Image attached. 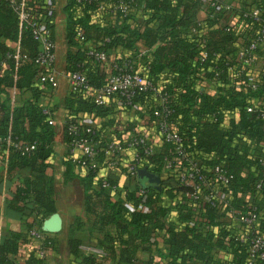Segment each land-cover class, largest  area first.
<instances>
[{
	"label": "trees",
	"instance_id": "1",
	"mask_svg": "<svg viewBox=\"0 0 264 264\" xmlns=\"http://www.w3.org/2000/svg\"><path fill=\"white\" fill-rule=\"evenodd\" d=\"M43 1L27 0V5L33 13L41 15L54 39L53 10L48 13V8L42 6ZM116 1L67 0L64 7L68 43L66 72L86 68L92 84L98 86L103 82L108 71L90 69L89 64L93 60L86 47L82 46L88 40L93 41L95 47L104 49L108 58L113 55L108 73L116 72L115 63L122 66L124 59H134L156 89L168 93L165 104L169 112L164 121L179 135L178 144L183 153L175 151L177 144L166 140L160 130L159 123L164 114L154 113L155 110L163 111V105L158 101L159 92L152 88L135 89L132 105L124 108L141 105V110L155 121L161 139L157 147L152 145L151 152L145 153L140 145L135 147V152L150 171L162 175L160 188L149 184L139 192L138 185L117 186L111 193L108 187L101 186V177L95 179V166H88L85 175H78L73 168L75 161L70 149L79 135L88 133L78 126L79 134H74L70 132L69 124L77 121L75 115L81 109L104 114L110 101L104 105L97 104L80 93L70 91L63 101L68 116L64 125L66 151L62 181L77 177L84 187L86 213L94 215V222L99 227L109 223L116 225L118 232L115 236L105 233L100 244H96L106 251L105 255L116 257L115 264H154L153 259L143 262L138 257L139 251L154 249L159 255L168 257L166 264H198L195 258L203 264H223L225 261L214 257L212 252L217 248L231 251L232 260L243 261L256 231L264 232V219L260 217L258 221L256 218L252 223H243L248 227V234L241 240L236 234H228L223 224L219 226L218 217L230 213L239 218L252 209L257 211L259 205L255 203V197L259 196L256 200L264 201V110L253 101L259 99L264 103V50L259 44L254 51L255 55L257 52L262 55V63L260 73L252 79H249V65H242L238 56L264 22V0H250L247 5L233 6L227 12L218 10L213 15L210 14L213 7L201 0H144L146 16L139 27L126 19L105 24L90 21L91 9L102 4L101 9L111 13L109 7ZM137 3L135 0L134 6ZM251 6L259 8L258 19L244 16L243 13ZM200 8L206 10V17L202 20L196 16ZM77 10L81 12L79 15ZM117 13L122 14L120 11ZM231 14L237 15L236 23H227ZM226 26L229 30L225 29ZM194 27L203 30L201 38L205 39L206 52L203 59L199 57L201 47L196 39L198 35L192 31ZM16 41L21 53L18 60L11 44ZM118 46L126 51L117 53L115 49ZM38 50L39 44L32 37L30 28L20 29L17 12L8 0H0V94L12 85L19 90L31 91V98L12 109L7 98L0 96V159H6V201L8 207L20 213L23 225L21 231L9 230L1 240L0 264L11 262L8 254H16L19 245L30 238V230L34 226L41 228L43 220L55 211L56 193L47 172L50 165L47 158L53 151L54 129L49 120L52 107L38 101L43 95L42 88L35 84L42 70L37 61ZM44 71L50 82V70L44 68ZM204 80L214 81L215 90L203 88L201 82ZM115 98L119 100L122 96ZM226 112H233L234 116L228 118L224 126L222 122ZM90 136L95 141L99 140L94 157L113 163L103 151L106 141L113 138H101L100 141L95 129ZM236 136L240 139L238 144L233 143ZM31 143L35 147L24 150ZM189 159L200 160L206 179H212L209 185L202 186V193L197 197L191 193L198 179L187 183L181 178ZM119 161L120 155L116 163ZM167 161L169 169L162 174ZM215 165H221L229 176L226 182L214 176ZM24 168L29 169L27 175L21 172ZM2 170L0 165V177ZM107 180L116 184L112 179ZM247 193L251 197L249 201L245 199ZM177 195L182 199L174 203L178 210L177 220H174L170 219L172 207L165 203V199L171 200ZM255 204L256 209L252 206ZM196 209L200 211L197 217ZM74 223L79 224V217ZM216 225L219 229L215 236L213 227ZM162 229L164 253L156 249V233ZM44 240L55 248L53 236ZM116 240L118 252L115 251ZM69 242L70 251L80 257L82 264H98L93 253L81 251L79 239L70 237ZM29 260L34 264L39 262L33 252Z\"/></svg>",
	"mask_w": 264,
	"mask_h": 264
},
{
	"label": "crops",
	"instance_id": "2",
	"mask_svg": "<svg viewBox=\"0 0 264 264\" xmlns=\"http://www.w3.org/2000/svg\"><path fill=\"white\" fill-rule=\"evenodd\" d=\"M52 10H53V20H54V42H55V60L52 64L53 77L56 81V85L53 86L51 82L47 79V74L44 71L45 67L38 73L36 77L35 84L42 88L43 95L39 98V102L47 106L52 107V117H53V129L54 137L52 140V153L47 158L50 165L47 168L48 175L51 177L52 186L54 192L56 193L55 199V211L60 220L59 227L55 231L47 232L52 235L55 239V248L49 251L48 261L50 264H82L80 262V257H76L70 251V237L77 238L81 241L80 249L83 252H87L85 246L87 245H99L100 241L103 239L105 233H110L116 235L118 229L115 224L109 223L102 227H99L94 222V215L92 213H86L85 210V193L84 187L79 182L78 178H73L67 182L62 181V176L64 172L63 158L66 151V145L64 140V125L65 120L68 116L67 109L65 108L63 101L64 97L70 93L69 79L67 77L65 65H66V52L68 48V43L66 39V25H67V12L64 9L67 0H51ZM227 2H232L235 7H240L247 5L250 0H225ZM145 1L138 0L136 6H134L127 15H122L119 13H109L99 7H95L89 11L90 21H94L100 24L105 23H116L121 22L123 19L129 21L133 26L139 27L142 23L143 17L146 16L145 11ZM80 10L76 11V14H80ZM198 19L202 20L206 17V10L200 8L196 12ZM140 17V20L138 19ZM237 15L231 14L227 17V23H236ZM14 47H20L19 42H11ZM95 44L93 41L88 40L82 46L85 48L87 45ZM260 49L264 50V41L260 44ZM115 51L117 53L125 52L126 49L118 46ZM111 56L101 62H90V69L94 70L96 68L104 69L109 72V64ZM262 55L258 52L255 55V59L251 65H249V72L251 75L258 76L261 70ZM106 73L108 75L109 73ZM202 87L206 90H215L216 83L214 81L204 80L201 82ZM255 88V84H252ZM1 98H7L10 107L22 103L25 99L31 98L30 90H19L15 85L8 86L0 94ZM255 105L258 108L264 110V103L259 99H253ZM109 109L105 111L104 114L98 115L93 110L81 109L78 110L75 117L77 120L90 124L97 131L98 138L102 139L110 138H121L125 139L134 133H141L146 136L152 145L157 147L161 143L160 134L156 129L155 121L150 120L148 115L143 112L141 105H133L127 109L121 107L118 103V99L112 97L108 103ZM233 112H226L225 118L222 125L227 124V119L233 117ZM243 137V136H242ZM240 139L236 136L233 143H239ZM96 147H99V140L96 141ZM135 148H125L121 151L120 161L118 163H107L105 160H100L96 157L94 160V166L96 167L95 179L107 178L112 179L116 182L118 188L123 187H134L138 185L140 187L153 184L156 188H160V181L162 175L156 174L147 168V165L141 164L138 169H145L153 175L159 177V182L150 181L149 177L144 173H137L135 175H128L125 168L126 163L132 159ZM0 165L2 166V176L0 177V242L7 234L9 230L21 231L23 228L20 213L7 206L6 201V159H0ZM74 171L78 175H85L86 168L74 164ZM169 167H163L162 174L168 170ZM22 174L27 175L29 169H22ZM95 187H99L94 183ZM111 193L113 189H108ZM250 195L245 194V199L250 200ZM255 197V203H257L259 208L257 209V221L262 217L264 219V201H258ZM181 195H177L171 200H166L165 203L169 204L172 208L170 210V219L177 220L178 210L175 208V202L181 200ZM257 201V202H256ZM256 209V204L252 205ZM199 210H195V217L198 216ZM53 213V212H52ZM51 213V214H52ZM50 214V215H51ZM49 215V216H50ZM48 216V217H49ZM79 217V224L76 225L75 219ZM220 221L219 226L223 224L228 230V234H236L239 239L243 240L248 234V227L245 226L241 220L230 213H223L218 217ZM192 222V221H191ZM190 222V223H191ZM182 225L181 223L178 224ZM219 226L213 227L215 229V236L218 232ZM264 229V228H263ZM163 229L157 230L156 240L157 248L162 253L165 252V245L163 243ZM229 235L226 236L228 238ZM38 245V240L33 236L27 241H24L19 245L18 252L16 254H8V257L12 259L11 262H4L3 264H34L29 260L30 254L33 252L34 248ZM119 243L115 241V251L118 252ZM33 250V251H32ZM214 257L219 258L223 261L232 258V252L226 248L213 249ZM98 264H115L116 257L110 255H95ZM138 257L142 259L143 262H147L149 259L155 261L154 264H166L168 257L164 255H159L156 250L146 251L141 250L138 252ZM195 258V257H194ZM198 264H203L195 258Z\"/></svg>",
	"mask_w": 264,
	"mask_h": 264
},
{
	"label": "built area",
	"instance_id": "3",
	"mask_svg": "<svg viewBox=\"0 0 264 264\" xmlns=\"http://www.w3.org/2000/svg\"><path fill=\"white\" fill-rule=\"evenodd\" d=\"M10 5L18 14L20 29L23 27H29L31 30L32 37L37 40L39 44V50L37 53V61L41 67L48 68L50 70L49 79L53 86L56 85V81L53 77V72L51 70L52 64L55 60V42L50 36L49 28L46 22L42 19L41 15H36L31 11L27 5V0H8ZM77 2H82L86 0H76ZM205 2L210 7H213L210 12L211 15L216 13L218 10L230 11L234 6L232 2H227L225 0H201ZM135 0H117L112 6L109 7L111 13H117L120 11L123 15H126L134 7ZM43 7L48 8V13H51L52 1L44 0ZM102 8V4L99 5ZM244 16H251L258 19L260 16V10L256 6H251L244 13ZM229 30V26L225 27ZM192 31L198 35L196 38L201 47L199 52L200 59H203L206 52L204 50L205 39L201 38L203 32L201 27L193 28ZM264 41V22L259 30L254 33L248 45L239 51V58L242 65H250L255 59L254 51L256 47ZM86 51L91 59L97 63H101L107 60L108 55L104 49H99L95 45H87ZM21 56L20 47H15L14 57L16 60ZM116 72L109 73L105 76L103 82L96 86L89 81L86 68H80L71 72H66L69 79L70 91L73 93H80L90 101H94L97 104H107L112 97L121 95L122 99L118 100L121 107L126 105H132V95L135 89H156V87L147 79L142 73V69L138 68V63L131 58L123 60V65L120 66L117 63L114 64ZM231 69V67H230ZM253 75L249 76L252 79ZM159 92V89H156ZM158 101L163 105V111L155 110L154 113L157 115H163L159 123L161 132L164 134L166 140H172L175 142L176 149L178 153H183V149L178 144L180 142L179 135L170 129V127L164 121L165 115L169 112L167 105L168 93L159 92ZM248 110L251 107H247ZM47 111V109H45ZM49 120L53 123V117L50 116ZM78 126H82L84 132L88 133L85 135H79L72 143L70 149L71 156L74 158L76 164L87 168L88 166H94L95 152H96V141L93 139L92 135L94 132V127L90 124H85L79 120L71 122L69 124L70 132L74 134H79ZM142 146L145 153L151 152L153 149L152 144L148 143V139L145 135L141 133H134L131 136L120 140L118 138H113L106 141L103 147L104 153L112 158L113 163H116L119 159V154L125 148H135L136 146ZM34 143L26 145L24 150H29L34 148ZM143 163L142 158L136 152H134L132 161L126 163V170L130 175H135L137 173L138 167ZM188 166L184 173H182L181 178L187 183H193V179L197 178L198 182L193 184V191L191 195L197 197L202 193V186L209 185L212 179H206L204 173L202 172V163L198 159H189ZM169 166V162L165 163V167ZM214 176L222 182L228 180V175L224 173L221 165H215L213 167ZM101 186L115 189L116 184H110L106 178H102ZM139 192H143V187L139 188ZM257 213L252 209L245 215L239 217L242 223H252L256 220ZM31 236L38 240V245L34 248V254L39 259L37 264H50L48 261V253L54 247L50 243H45V238L49 235L46 231L41 228L34 226L30 230ZM85 249L89 253L94 255L100 254L105 255L106 251L97 245H87ZM223 264H264V232L256 231L254 236L250 241L248 248L247 257L243 261L237 260H226Z\"/></svg>",
	"mask_w": 264,
	"mask_h": 264
},
{
	"label": "water",
	"instance_id": "4",
	"mask_svg": "<svg viewBox=\"0 0 264 264\" xmlns=\"http://www.w3.org/2000/svg\"><path fill=\"white\" fill-rule=\"evenodd\" d=\"M138 172L141 174L142 173L146 174L149 177V180L152 182L153 181L159 182L158 176L153 175V173H151L145 169H138ZM59 220H60V218H59L58 214L56 212H53L49 217H47L43 220L41 229L44 231H47V232L55 231L59 227Z\"/></svg>",
	"mask_w": 264,
	"mask_h": 264
},
{
	"label": "rangeland",
	"instance_id": "5",
	"mask_svg": "<svg viewBox=\"0 0 264 264\" xmlns=\"http://www.w3.org/2000/svg\"><path fill=\"white\" fill-rule=\"evenodd\" d=\"M138 19L140 20V17H138Z\"/></svg>",
	"mask_w": 264,
	"mask_h": 264
}]
</instances>
